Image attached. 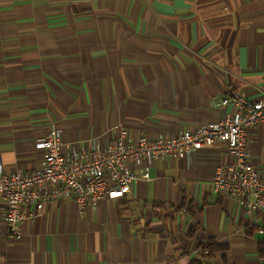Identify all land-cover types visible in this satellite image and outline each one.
<instances>
[{"label": "crops", "instance_id": "crops-1", "mask_svg": "<svg viewBox=\"0 0 264 264\" xmlns=\"http://www.w3.org/2000/svg\"><path fill=\"white\" fill-rule=\"evenodd\" d=\"M264 98V0H0V166L40 167L51 129L64 150L173 138ZM264 180V125L246 131ZM226 144L152 163L121 198L79 209L21 207L15 240L0 222V264H264L261 212L215 194ZM139 174V172L137 171ZM0 203V215L3 211ZM194 231L190 236V232ZM214 241L226 250L206 257Z\"/></svg>", "mask_w": 264, "mask_h": 264}, {"label": "built area", "instance_id": "built-area-1", "mask_svg": "<svg viewBox=\"0 0 264 264\" xmlns=\"http://www.w3.org/2000/svg\"><path fill=\"white\" fill-rule=\"evenodd\" d=\"M229 104L235 108L233 115L168 139L127 140L126 131L117 128L115 137L104 146L64 150L60 132L51 129L35 142L44 151L40 167L4 174L0 166L4 233L15 240L21 238L17 224L23 219L24 204H33L37 213L53 200L71 199L79 209L95 207L105 197L121 198L133 183L148 180L154 161L185 158L216 142L226 144L230 161L215 169L213 192L238 200L247 211L264 214V180L249 164L246 148V131L264 125V98L252 101L236 93L220 106Z\"/></svg>", "mask_w": 264, "mask_h": 264}, {"label": "trees", "instance_id": "trees-1", "mask_svg": "<svg viewBox=\"0 0 264 264\" xmlns=\"http://www.w3.org/2000/svg\"><path fill=\"white\" fill-rule=\"evenodd\" d=\"M246 232H259L261 234L257 243V255L260 260H264V215H262L259 225L246 227ZM193 233L194 231H191L189 235L192 236ZM198 247L206 252V257L211 256L215 252L226 250L225 246H219L214 241H207L205 244H199Z\"/></svg>", "mask_w": 264, "mask_h": 264}]
</instances>
